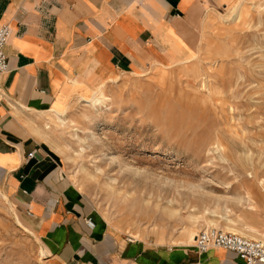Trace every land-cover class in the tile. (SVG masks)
<instances>
[{
    "label": "rangeland",
    "instance_id": "obj_1",
    "mask_svg": "<svg viewBox=\"0 0 264 264\" xmlns=\"http://www.w3.org/2000/svg\"><path fill=\"white\" fill-rule=\"evenodd\" d=\"M200 35L198 52L176 66L78 82L60 103L63 122L37 114L34 133L125 236L193 245L211 221L226 230L227 217L264 241V0L209 15ZM100 90V103L83 102ZM24 221L0 182V264H55Z\"/></svg>",
    "mask_w": 264,
    "mask_h": 264
},
{
    "label": "crops",
    "instance_id": "obj_2",
    "mask_svg": "<svg viewBox=\"0 0 264 264\" xmlns=\"http://www.w3.org/2000/svg\"><path fill=\"white\" fill-rule=\"evenodd\" d=\"M238 1L0 0V25L10 28L8 72L0 74V182L55 264H241L221 248L198 253L109 227L34 133L37 114L65 110L68 102L60 103L79 92L71 90L78 82L87 88L194 56L208 16Z\"/></svg>",
    "mask_w": 264,
    "mask_h": 264
},
{
    "label": "built area",
    "instance_id": "obj_3",
    "mask_svg": "<svg viewBox=\"0 0 264 264\" xmlns=\"http://www.w3.org/2000/svg\"><path fill=\"white\" fill-rule=\"evenodd\" d=\"M9 36L10 28L6 24L0 25V74L8 72L4 47ZM31 156V153L26 155V157ZM84 223L89 229L94 226V222L90 217H86ZM192 247L198 253L206 252L213 248L231 251L241 260V264L264 263V241L225 231L214 226L199 229L194 236Z\"/></svg>",
    "mask_w": 264,
    "mask_h": 264
},
{
    "label": "bare ground",
    "instance_id": "obj_4",
    "mask_svg": "<svg viewBox=\"0 0 264 264\" xmlns=\"http://www.w3.org/2000/svg\"><path fill=\"white\" fill-rule=\"evenodd\" d=\"M237 18V16L236 15H234L233 16V19H236ZM102 87V86H101ZM104 100V95H103V93H102V91L100 90V91H98L94 96H93V98L92 99H89V100H83V102L84 103H86V105H88V106H91V105H96L97 103H100L101 102V100ZM105 109L107 108V106H103ZM54 111V110H53ZM62 122H63V117H64V113L62 112V113H59V112H53ZM137 174V173H136ZM3 197H4V199H6V196L5 195H3ZM6 201H7V199H6ZM223 216H225V215H223ZM226 216H227V214H226ZM222 217V216H221ZM238 218V217H237ZM225 222H226V224H228L226 227H225V231H231V232H235V233H239V234H242V235H245V236H247V237H249V238H254V239H256V238H258V237H260V233H259V231L257 230V229H254V228H252V227H250V226H247V225H245V224H241V228H242V230H244L245 232H247V233H250V234H253V235H255L256 237H254V236H252V235H246V233H243L242 231H240V230H238V229H236V226H237V224L235 223V222H233V221H231L230 219H228L227 217H225V218H222ZM16 222H17V224L18 225H20V222L18 221V220H16ZM210 225L211 226H216V224L214 225V221H211L210 222ZM234 227V228H233ZM217 228V227H216ZM220 229V228H219ZM25 230L26 231H28L26 228H25ZM222 230H224V229H222ZM262 238V237H261ZM189 239H190V241L191 240H193V232H189ZM263 240H264V237L262 238ZM40 256L41 257H44V256H46V254H47V251H46V249L44 248V246H42L41 247V251H40ZM48 255V254H47Z\"/></svg>",
    "mask_w": 264,
    "mask_h": 264
}]
</instances>
